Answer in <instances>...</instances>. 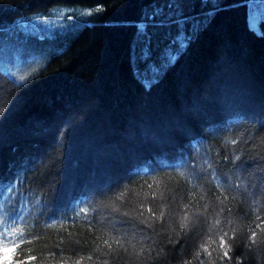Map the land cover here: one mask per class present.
<instances>
[{"label":"trees","instance_id":"16d2710c","mask_svg":"<svg viewBox=\"0 0 264 264\" xmlns=\"http://www.w3.org/2000/svg\"><path fill=\"white\" fill-rule=\"evenodd\" d=\"M251 1L213 16L191 0L185 15L211 19L190 41L189 26L144 29L169 66L151 82L134 49L154 0H0V264H143L142 246L160 264H264V166L243 167L264 159ZM62 11L79 26L35 30Z\"/></svg>","mask_w":264,"mask_h":264},{"label":"snow or ice","instance_id":"6c2138e0","mask_svg":"<svg viewBox=\"0 0 264 264\" xmlns=\"http://www.w3.org/2000/svg\"><path fill=\"white\" fill-rule=\"evenodd\" d=\"M191 0H161V2H157V0H154V5L150 11H145L142 17V22L138 24V28L141 29V32L137 35L136 45L134 49V55L136 56V59L139 64H144L145 67L143 69V72L139 68H137V75H143L145 79L148 78L151 79V82H158L159 79L162 77L163 74H166L168 71V63L165 58H160L158 61L152 60L153 56V39L152 35L145 32L144 29L151 27L154 30H161V29H171L173 26H175L178 30L183 32L185 30V26H189V31L186 33L187 39L190 41L191 39H194L196 35L200 31H202L206 25L207 22L210 21L211 17L208 16V14H205L204 19H194L193 17L185 15L184 12V5L190 3ZM227 2V0H200V3L208 6L211 5L210 11L212 15L214 16L215 13L220 11H225L226 9L222 7ZM243 3H248V0H236V2H233L229 5V7H240ZM104 10L102 8H96V13H102ZM87 16H92L93 14L91 12L87 14H82ZM99 18V17H97ZM69 20L72 19V17H68ZM41 23L47 24L49 21L47 18H44ZM87 23V21H84ZM261 22H264V12H261L258 16L254 13H249L248 18V27L250 31H254L253 25L259 26ZM79 25L76 23H73L71 25L72 28H76ZM255 34V32H254ZM259 35L264 36V32L259 33ZM175 43V41H173ZM181 48L185 47V45H181ZM24 77H21V80H23ZM146 87H151V83H147L145 85ZM258 132H264V122L261 123L260 128L257 130ZM251 166H264V159H255L253 160L252 164H248L247 162H243V167L246 170L248 167ZM3 174L0 173V179H3ZM16 180L19 181V177H16ZM225 182H227V178H225ZM258 182L264 184V171L260 172L258 174ZM81 211H84L81 209ZM153 217V220L156 219L155 214L152 213L151 209L147 210ZM144 213L143 211L140 212V216L143 217ZM164 213L161 212L160 219L163 218ZM123 216L127 219L121 221V227H123L125 224H131L133 220H135V217H129V214L127 212L123 213ZM139 224H142L143 227L139 229L141 235H145V239L148 241L152 240L151 233L155 231L154 224L150 222L147 219H142L138 222ZM259 227V226H258ZM15 233V229L12 230ZM224 235H227L226 233ZM255 237L256 232H251V239L252 242L255 243ZM78 243V242H77ZM108 242L105 241V244ZM117 245H120V241H116ZM220 247H225V240L224 236L222 235L220 237ZM109 252H112V246L108 244ZM4 252H7V245L3 248ZM124 255H127V248L122 249ZM206 251V249H205ZM264 251V249H262ZM208 255H211V253H208ZM149 257H153V252L151 247H148L145 249L143 246L141 247L140 254L138 255V259L142 258L143 264H153V260L155 261V264H160V253L157 252L155 256L153 257V260H150ZM223 258H230L229 253L227 250L222 252ZM3 257L0 256V259ZM197 258H199V254H197ZM31 260H35V257H30ZM83 259V258H81ZM89 260H91V256L88 257ZM120 256H116L117 261H121ZM7 264H26V261L23 259L20 260H13L8 261ZM75 264H79V261H76ZM104 264H108L107 261H104Z\"/></svg>","mask_w":264,"mask_h":264},{"label":"rangeland","instance_id":"374dc122","mask_svg":"<svg viewBox=\"0 0 264 264\" xmlns=\"http://www.w3.org/2000/svg\"><path fill=\"white\" fill-rule=\"evenodd\" d=\"M254 13L257 16L261 13L264 12V1H251L249 3V11H248V18H249V13ZM71 17V16H68ZM67 17V12L62 11L58 14H55L52 18L47 19L49 23L44 24L41 23L40 20L39 22L36 23V26L34 27L36 31L38 32H43L48 35H53L55 33H62L68 29H71V25L74 23L71 20H69ZM255 24L253 25V28H257Z\"/></svg>","mask_w":264,"mask_h":264}]
</instances>
